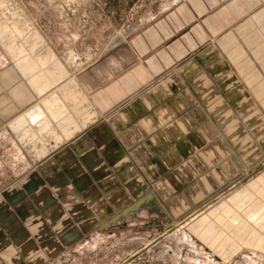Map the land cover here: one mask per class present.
I'll return each mask as SVG.
<instances>
[{
	"label": "crops",
	"instance_id": "1",
	"mask_svg": "<svg viewBox=\"0 0 264 264\" xmlns=\"http://www.w3.org/2000/svg\"><path fill=\"white\" fill-rule=\"evenodd\" d=\"M237 1L242 10L260 2ZM260 9L222 16L230 25L218 47L209 42L211 24L196 42L163 19L86 68L61 61L59 76L76 74V85L87 88V96L73 94L75 111L69 100L46 95L43 109L27 115L26 140L0 129L1 261L44 264L105 230L109 238L139 240L121 258L162 242L175 248L193 238L197 220L222 197L236 208L234 229L264 230ZM112 61L119 63L113 69ZM131 64L133 74L94 93ZM42 79L35 94L12 82L10 112L0 96V124L47 90L52 77ZM253 245H261L259 236Z\"/></svg>",
	"mask_w": 264,
	"mask_h": 264
},
{
	"label": "rangeland",
	"instance_id": "2",
	"mask_svg": "<svg viewBox=\"0 0 264 264\" xmlns=\"http://www.w3.org/2000/svg\"><path fill=\"white\" fill-rule=\"evenodd\" d=\"M238 3L237 0H0V96L4 98V110L10 112L5 107L10 106L8 99L13 81L25 92L35 94L43 85L42 77H52L47 90L36 95L35 102L23 103L16 116L3 119L0 129L10 136L15 132L17 137L26 140L27 129L32 127L27 115L31 110L43 109L46 95L54 94L64 104L69 100L67 109L75 111L73 94L87 96V88L76 85V74L59 76L61 61H67L70 69L76 63L86 68L129 42L133 33L163 19L168 22L170 31L192 33L194 37L190 41L196 42L201 32L209 31L207 26L211 24L209 42L218 47L217 40L223 36V29L227 30L230 25L223 26L222 16L241 13L238 18H245L260 9L264 0H260L258 7L244 10ZM238 7L239 12H234ZM45 59L48 64L51 62V67H45ZM118 64L112 61L110 68ZM120 68L98 84L94 93L101 94L113 80L135 71L133 64ZM67 82L70 83L65 87ZM2 108L0 104V112ZM226 209L233 213L226 214ZM234 212L236 208L230 200L220 198L214 203L211 214L201 215L197 220L196 230L191 231L193 238L189 242L181 241L175 248L162 242L141 256L121 258L132 252L139 240L135 234L131 240L124 237L117 240L114 235L109 238L105 230L85 237L69 247L62 258L44 264H264V230L237 231ZM119 235L117 233L116 237ZM258 236L261 245L257 247L253 243ZM173 250L177 255L167 257ZM0 264L22 263H6L0 259Z\"/></svg>",
	"mask_w": 264,
	"mask_h": 264
}]
</instances>
